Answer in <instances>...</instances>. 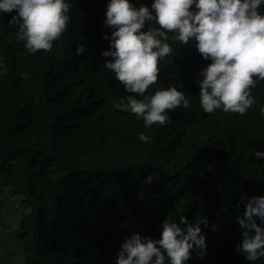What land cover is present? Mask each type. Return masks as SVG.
Returning <instances> with one entry per match:
<instances>
[{
    "label": "trees",
    "instance_id": "16d2710c",
    "mask_svg": "<svg viewBox=\"0 0 264 264\" xmlns=\"http://www.w3.org/2000/svg\"><path fill=\"white\" fill-rule=\"evenodd\" d=\"M106 4L72 0L67 29L36 53L9 24L15 10L0 14V210L6 192L25 208L17 227L0 232V264H115L131 234L158 239L167 216L191 223L200 215L208 219L200 226L206 254L193 253L188 264H264L236 248L237 215L249 197L264 195V159L253 156L264 151V80L244 115L205 113L197 80L210 61L195 42L169 39L173 51L144 95L174 86L189 108L168 110L164 125L146 128L127 108L136 94L104 67Z\"/></svg>",
    "mask_w": 264,
    "mask_h": 264
},
{
    "label": "clouds",
    "instance_id": "9594fccd",
    "mask_svg": "<svg viewBox=\"0 0 264 264\" xmlns=\"http://www.w3.org/2000/svg\"><path fill=\"white\" fill-rule=\"evenodd\" d=\"M261 5L264 0H152L150 7H136L131 0H107L103 24L112 31L110 36L104 34L109 48L101 55L111 57L104 67L114 73L125 91L136 94L126 97L130 112L142 118L147 128L164 125L168 110L189 108L185 93L174 86L144 95L157 82L158 61L173 51L168 43L172 39L181 45L195 42L200 56L210 61L200 70L202 79L197 80L202 110L244 115L256 103L252 89L264 80ZM71 8L72 0H0V14L15 10L9 24H18L17 39L30 53L52 48L53 41L67 29ZM146 22L147 30H143ZM259 113L264 117V104ZM138 139L144 142L149 137L141 132ZM253 156L264 159V151L254 150ZM236 220L242 229L237 251L247 261L264 260V195L249 197ZM201 225L208 227L206 216L191 223L185 216L179 222L167 216L158 239L140 232L126 237L115 264H188L193 253L202 258L206 238ZM211 227L215 230L216 225Z\"/></svg>",
    "mask_w": 264,
    "mask_h": 264
},
{
    "label": "rangeland",
    "instance_id": "374dc122",
    "mask_svg": "<svg viewBox=\"0 0 264 264\" xmlns=\"http://www.w3.org/2000/svg\"><path fill=\"white\" fill-rule=\"evenodd\" d=\"M6 203L1 206L0 218V232L2 234L10 231L12 227H17L20 221V217L25 208L21 205V198L10 197V193L6 192ZM14 259L15 257L12 256ZM16 260V259H15Z\"/></svg>",
    "mask_w": 264,
    "mask_h": 264
}]
</instances>
